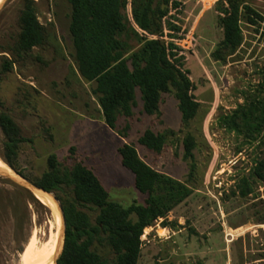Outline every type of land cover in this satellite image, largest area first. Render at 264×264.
Listing matches in <instances>:
<instances>
[{
    "label": "rangeland",
    "instance_id": "374dc122",
    "mask_svg": "<svg viewBox=\"0 0 264 264\" xmlns=\"http://www.w3.org/2000/svg\"><path fill=\"white\" fill-rule=\"evenodd\" d=\"M217 1L183 0L168 18L176 27L166 30L170 35L165 40L174 42L183 58L182 68L200 102L198 114L185 123L174 91L162 94L160 113L147 114L137 90L132 114L120 113L116 129L104 120L93 92L95 82L85 80L78 70L70 1L5 0L0 8V115L11 116L26 139L15 159L22 174L8 164L13 171L36 183L49 169L51 154L62 167L80 162L96 173L111 200L128 207L146 199L121 161L119 147L129 143L150 166L192 187V195L144 230L138 264H264V182L253 181L247 196L237 187L239 179L264 159V132L250 141L220 121L247 94L264 95V28L263 23H243V44L234 54L225 57L224 50L223 59H216L224 38ZM249 1L264 16V0ZM28 2L45 38L19 53L15 46L20 17ZM147 129L164 135L160 151L139 142ZM188 135L195 141L193 158L185 155ZM6 140L0 124L3 161ZM34 193L0 175V264H19L33 231L46 233L49 225L57 230L61 222ZM51 193L61 203L59 194ZM85 210L94 220L96 212ZM97 248L102 256L115 259L112 249Z\"/></svg>",
    "mask_w": 264,
    "mask_h": 264
},
{
    "label": "trees",
    "instance_id": "16d2710c",
    "mask_svg": "<svg viewBox=\"0 0 264 264\" xmlns=\"http://www.w3.org/2000/svg\"><path fill=\"white\" fill-rule=\"evenodd\" d=\"M69 1L70 32L78 70L85 80L95 82L93 92L110 128H117L120 113L132 114L137 90L147 114L160 113L162 94L171 91L175 92L185 123L198 114L200 102L192 93L194 84L188 72L182 68L183 58L177 45L165 40L170 35L166 30L170 32L176 27L168 20L171 10L177 9L183 0ZM216 9L224 32L214 54L216 59H223L224 50L225 57L234 54L243 44V23L255 27L263 23L264 28V16L249 0H218ZM20 19L22 29L15 47L23 53L43 43L45 29L32 2L25 4ZM220 121L229 131L256 140L264 132V95L247 94L245 101L222 115ZM0 124L7 136L2 156L22 174L15 159L26 139L8 114L0 115ZM164 141V135L151 129L139 139L142 145L155 151L161 150ZM184 143L185 155L193 158L194 138L188 135ZM119 153L122 164L134 174L136 188L146 194L144 203L124 207L111 200L91 168L80 162L62 167L54 154L49 156V169L35 181L48 191H56L63 206L66 234L59 264H138L144 230L159 218H166L192 195V187L150 166L134 145L123 143ZM194 169L193 163L191 173ZM253 181L264 182V159L239 179L237 187L241 195L253 191ZM85 209L96 212L94 220ZM99 245L112 249L115 259L102 256Z\"/></svg>",
    "mask_w": 264,
    "mask_h": 264
},
{
    "label": "bare ground",
    "instance_id": "6f19581e",
    "mask_svg": "<svg viewBox=\"0 0 264 264\" xmlns=\"http://www.w3.org/2000/svg\"><path fill=\"white\" fill-rule=\"evenodd\" d=\"M1 1L3 0H0V4ZM0 168L15 174L13 169L1 157ZM34 194L42 203L53 208L61 222L57 226V230L52 225H49L46 233H43V230H34L20 253L19 264H56L55 258L59 255L63 246L61 214L51 194L40 190H35Z\"/></svg>",
    "mask_w": 264,
    "mask_h": 264
},
{
    "label": "water",
    "instance_id": "95a60500",
    "mask_svg": "<svg viewBox=\"0 0 264 264\" xmlns=\"http://www.w3.org/2000/svg\"><path fill=\"white\" fill-rule=\"evenodd\" d=\"M4 1L3 0L0 4V8L3 6L4 4ZM15 172V171H14ZM0 175H3V176H6L12 180H14L15 182L19 183L20 185L28 188L29 190L31 191H34L35 190H40V191H43L47 194H52L51 191H48L46 190L45 188L39 186L38 184L34 183V182H31V181H28L27 179L21 177L18 173L15 172V174H12L6 170H3L0 168ZM53 199L55 200V203L57 204V207L59 208V210L61 211V218H62V237H63V246H64V242H65V234H66V218H65V214H64V210H63V207L61 205V203H58V198L56 196H53ZM63 246H62V250H63ZM58 258L59 256H57L55 258V263L56 264H59L58 263Z\"/></svg>",
    "mask_w": 264,
    "mask_h": 264
}]
</instances>
